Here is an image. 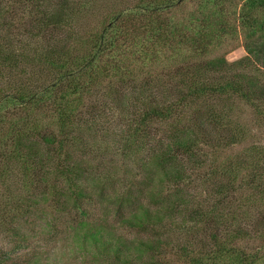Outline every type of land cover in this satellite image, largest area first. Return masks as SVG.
I'll return each mask as SVG.
<instances>
[{"label": "trees", "instance_id": "16d2710c", "mask_svg": "<svg viewBox=\"0 0 264 264\" xmlns=\"http://www.w3.org/2000/svg\"><path fill=\"white\" fill-rule=\"evenodd\" d=\"M107 115L130 183L92 168ZM1 191L89 264H264V0H0Z\"/></svg>", "mask_w": 264, "mask_h": 264}, {"label": "rangeland", "instance_id": "374dc122", "mask_svg": "<svg viewBox=\"0 0 264 264\" xmlns=\"http://www.w3.org/2000/svg\"><path fill=\"white\" fill-rule=\"evenodd\" d=\"M244 55V49L237 47L226 55V59L233 62ZM99 123L94 137L98 143V149L107 155L103 158L102 165H99L97 158H92L95 174L98 173L104 177L109 175L107 178H111L110 180L114 182L119 180L132 182L131 179L137 173L135 166L132 163L123 165L122 159L117 158L119 153L122 154L121 149L125 145L121 124L117 123L115 117L108 115L103 116ZM93 147H91L92 150H96ZM117 190H121V185L107 188L106 201L96 204L97 211L112 213L111 208L108 207L107 198ZM13 191L15 196L20 193L18 189ZM3 192H0L1 205L7 200V197L2 195ZM37 208V210L22 213L17 222L12 221L13 224H4L5 219L0 216V259L11 264H89L86 255L74 245L72 231L60 222L46 226L45 214L42 215V212L48 213L46 204L40 201ZM71 214L65 213V219L66 217L73 219L74 215ZM110 220L114 222L113 218ZM124 234L128 239L144 237L135 231H126Z\"/></svg>", "mask_w": 264, "mask_h": 264}]
</instances>
